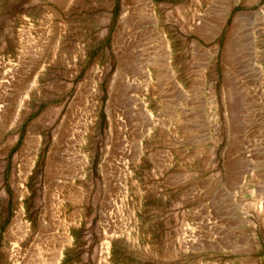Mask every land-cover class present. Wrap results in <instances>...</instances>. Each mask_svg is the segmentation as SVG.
Listing matches in <instances>:
<instances>
[{
  "label": "rangeland",
  "instance_id": "1",
  "mask_svg": "<svg viewBox=\"0 0 264 264\" xmlns=\"http://www.w3.org/2000/svg\"><path fill=\"white\" fill-rule=\"evenodd\" d=\"M0 264H264V0H0Z\"/></svg>",
  "mask_w": 264,
  "mask_h": 264
}]
</instances>
